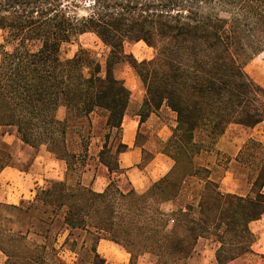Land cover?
<instances>
[{
	"label": "trees",
	"instance_id": "trees-1",
	"mask_svg": "<svg viewBox=\"0 0 264 264\" xmlns=\"http://www.w3.org/2000/svg\"><path fill=\"white\" fill-rule=\"evenodd\" d=\"M0 33L10 47L0 46V131L65 165L64 181L47 182L32 201L0 203L3 264H67L64 248L78 264H103L95 252L102 239L132 260L150 254L155 264H186L200 239L216 244V264L252 253L249 224L264 215L262 143L249 139L234 159L249 187L244 196L223 192L212 178L219 165L197 159L220 156L216 145L230 126L264 124V88L244 70L264 52V0H0ZM83 34L109 50L103 72L86 50L60 60V45ZM137 42L154 50L152 60L125 54L124 45ZM121 63L144 88L139 125L162 108L175 115L160 152L173 166L142 194L122 190L116 179L125 173L119 156L128 151L121 138L131 100L114 76ZM96 114L106 134L93 157ZM93 161L106 169L101 193L80 183ZM6 168H15L14 159L0 139V173ZM186 189L189 203L162 209ZM81 236L90 242L85 252L77 250Z\"/></svg>",
	"mask_w": 264,
	"mask_h": 264
},
{
	"label": "rangeland",
	"instance_id": "rangeland-1",
	"mask_svg": "<svg viewBox=\"0 0 264 264\" xmlns=\"http://www.w3.org/2000/svg\"><path fill=\"white\" fill-rule=\"evenodd\" d=\"M0 46H4L1 33ZM123 49L126 55L131 56L137 62L150 61L155 54L154 50L147 47L143 42L126 43ZM4 50L9 51L10 47L4 46ZM79 50L90 52L100 63L102 72L105 70V63L109 50L92 34H83L77 36L68 43L61 44L59 58L62 61L71 59ZM244 70L251 79L264 88V52L254 56L249 62H247ZM114 76L116 79L121 80L125 87L130 91L131 100L125 113L126 118L137 117L136 119L139 120L140 118L138 115L143 114L141 111V105L145 96L144 88L140 80L126 63H121L114 67ZM63 117L64 110L60 108L57 111V118L62 120ZM149 117L150 119L148 120V123L141 128L138 135L139 143L144 145L146 150L144 163L149 161L152 156L161 152L162 143L170 137L171 129L175 127V115L165 108L151 114ZM92 118L94 129L90 146V155L95 157L103 144L106 132L102 130V127L99 124V122H101L99 114L93 115ZM132 129V125L130 124L126 126V140L132 138ZM0 139L5 143L7 142L10 144L13 153H16L15 145L22 146L19 141L8 132L2 133L0 131ZM249 139L261 142L264 147V124L252 130L230 126L223 135V139L221 137L217 142L216 150L220 153V156L217 157L215 154H212L211 156L202 155L197 159V162L200 165H206L207 163L209 164V167L215 163L216 165H219L218 168L214 167L215 172L213 173L212 178L220 184L221 189L228 188L236 193H244L248 191L249 187L246 184L244 171L238 168L235 164L234 159L236 156L234 157V153L241 143H246ZM115 141V136L111 134L108 145L112 146ZM30 154H26L25 160L23 161L20 159L18 162L15 161V168L19 170L26 169L30 163V158L32 157ZM226 160L230 162L226 163ZM90 167L92 169L95 167V161L91 162ZM221 182H223V185H221ZM46 185L47 184H44L43 188ZM119 185L122 189L128 188L126 180L122 177L119 179ZM190 195V189L184 190L180 195L183 199L179 197L180 199L177 202L176 208L189 203L191 201ZM162 209L167 211L165 205H163ZM249 229L256 236V243L252 246V253L231 264H264V215L259 221L250 223ZM206 241L207 240L200 239V242L204 243V248L200 245L201 243L196 246L195 254L201 255V259H196L194 264H209L214 248L212 247L210 250ZM2 260H4V258L0 256V262H2Z\"/></svg>",
	"mask_w": 264,
	"mask_h": 264
},
{
	"label": "crops",
	"instance_id": "crops-1",
	"mask_svg": "<svg viewBox=\"0 0 264 264\" xmlns=\"http://www.w3.org/2000/svg\"><path fill=\"white\" fill-rule=\"evenodd\" d=\"M62 109L64 110V108ZM136 118L137 117L126 118V116H124L122 121L121 141L128 147V151L119 156V166L124 170L125 173L117 177L116 179L119 181L121 177L124 178L127 182L128 188L131 187L136 193L142 194L146 192L152 184L159 181L161 178L168 174L173 166V162L168 157L159 153L155 156H152L149 161H146L144 163L146 150L145 146L139 143L138 135L141 128L148 123L150 117L140 125L139 120H137ZM129 124L132 125L133 128L132 138L126 140V126ZM166 141L167 139L164 142ZM19 143L22 146L15 145L16 153H13L11 151L14 162H18L19 159L22 161L25 160L26 154L31 153L30 155H32V157L30 158V163L26 167V169L19 170L16 168H6L0 173L1 204L18 206L21 202H30L34 198L36 190L39 188H43L44 184H47V182L64 181L65 179L64 163L55 160L52 155L46 152L44 147H41L38 150H33L32 148L23 145L21 142ZM243 143H241L236 148L234 157L237 155ZM6 144L10 146V144H8L7 142ZM80 183L82 186L90 188L96 193L103 192L108 183L106 169L101 165L97 166L96 169L95 167L93 169L90 167L81 176ZM221 185H223V182H221ZM222 191L225 193L236 194L240 196H244L247 193V191L244 193H236L235 191L228 188L222 189ZM180 198L178 197L177 200L173 203L165 204L166 210L173 211L177 209V202ZM181 199H183V197ZM65 237L66 235L63 234L58 238V246H61L63 244ZM76 242L78 252L82 250L81 246H84V252L90 247V242L85 240V236L76 238ZM206 242L210 250L212 247L214 248V251L212 252V258L210 257L209 264H216L214 260L216 244L211 241ZM200 243V240H198L196 246ZM200 245L204 248V243H201ZM62 250V257L67 264H78L76 263L75 254L71 253L66 248ZM95 252L98 257L103 260V264H155V258L147 253L139 254L132 260L130 254L127 253L126 250L108 240H100L95 245ZM0 256L3 257L2 254H0ZM194 256L195 257L188 259L186 261V264H194L196 259H201V255L199 254H194ZM3 262L4 260H2L0 264H3Z\"/></svg>",
	"mask_w": 264,
	"mask_h": 264
}]
</instances>
